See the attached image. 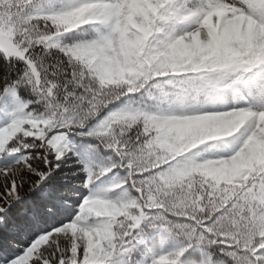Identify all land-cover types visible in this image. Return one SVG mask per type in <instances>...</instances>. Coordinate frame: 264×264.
<instances>
[{
	"label": "snow or ice",
	"instance_id": "snow-or-ice-1",
	"mask_svg": "<svg viewBox=\"0 0 264 264\" xmlns=\"http://www.w3.org/2000/svg\"><path fill=\"white\" fill-rule=\"evenodd\" d=\"M0 264H264V0H0Z\"/></svg>",
	"mask_w": 264,
	"mask_h": 264
}]
</instances>
